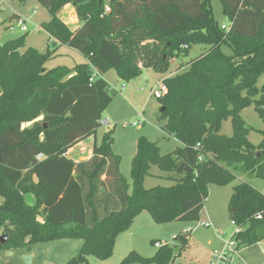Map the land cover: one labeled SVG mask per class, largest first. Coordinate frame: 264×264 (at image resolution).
<instances>
[{
	"label": "trees",
	"instance_id": "trees-1",
	"mask_svg": "<svg viewBox=\"0 0 264 264\" xmlns=\"http://www.w3.org/2000/svg\"><path fill=\"white\" fill-rule=\"evenodd\" d=\"M38 1L50 11L41 26L55 47H26V34L0 42V231L8 235L0 251L30 252L37 243L79 238L82 246L65 264H84L89 256L107 260L118 235L141 213L157 223L199 221L211 184L228 185L237 171L264 179V139L250 142L251 128L241 116L254 104L264 120V0H220L228 29L216 20L212 0ZM69 4L81 23L75 30L59 16ZM198 44L209 48L163 80L162 128L181 145L163 154L158 142L141 136L131 183L121 173L111 131L95 143L90 159L66 156L98 133L113 100L106 73L113 69L126 81L144 69L166 74L172 60ZM62 45L86 62L47 68ZM228 118L232 136L222 132ZM152 165L177 174L176 183L146 188ZM28 194L36 204L28 203ZM230 217L243 229L241 244L264 240V193L237 184ZM176 239L182 248L190 241L188 235ZM175 257L165 243L152 257L132 250L120 264H171Z\"/></svg>",
	"mask_w": 264,
	"mask_h": 264
},
{
	"label": "rangeland",
	"instance_id": "rangeland-1",
	"mask_svg": "<svg viewBox=\"0 0 264 264\" xmlns=\"http://www.w3.org/2000/svg\"><path fill=\"white\" fill-rule=\"evenodd\" d=\"M212 7L216 20L225 21L221 1L212 0ZM0 9V22L4 21L9 25L7 29L0 28V40L3 43L15 36L26 34V44L31 45V47L35 46L34 48L41 52L47 51L48 47L52 49L55 47L53 43H49L46 31L40 28L42 23L51 19V14L38 0H0ZM17 16L27 18V32L20 29ZM59 16L71 29L74 27L72 25L78 21L76 11L71 8L64 7ZM204 47L203 44L194 45L188 56L180 57L176 62L171 63L170 70L166 74L145 69L140 76L126 81L121 79L113 69L106 73V80L117 91L110 89L113 100L103 112V119L97 134L99 137H103L104 134L111 131L114 139L113 152L121 156V173L130 183L132 182L131 163L137 153L138 139L141 136L159 142L163 154L173 151L177 145V140L165 133L162 128L166 121L161 119L162 105L160 99L152 95V87L157 86L164 76L169 77L177 71L183 70L182 67L199 56ZM222 49L227 54L233 53L232 49L226 45ZM57 52L63 54L49 60L46 63L47 68L60 65L72 67L86 59L80 52L64 45L59 46ZM263 82L264 78L260 80L259 85ZM141 112L146 118L143 122H140ZM241 116L251 128L248 135L249 141L258 145L264 139L263 118L254 104L246 106L241 111ZM107 118L111 122L109 125L103 123ZM134 122H137L138 125L135 126ZM222 132L228 136L233 135L231 118L223 122ZM236 175V179L228 185H210L209 196L201 212L200 221L176 220L157 223L148 212H145L143 218L136 221L130 230L128 229L129 232L133 231L132 237L121 236L110 258L101 260L95 256H89L88 262L84 264H120L132 250L138 251L145 257H152L160 248L155 246V240H160L161 243H167L173 247L176 257L171 264H210L214 258L213 252L215 250L220 251L224 242L221 234L227 238L231 236L234 230L230 217V199L234 187L241 182H248L264 192V179L239 171L236 172ZM176 177H178L177 174L163 172L157 165H152L144 186L146 188L170 186L176 183ZM3 200L4 198L0 195V204ZM39 220L42 221V217ZM189 227L193 230L190 241L185 248H182L181 242L174 237L176 235L186 236V233L181 232ZM80 245L81 239L79 238H60L45 243H37L31 248L34 252V257L31 253L33 257L31 264H65L77 253L76 250ZM0 264H23L22 256L19 251L15 254L0 251ZM131 264L157 263L134 261ZM234 264H264V240L258 244L245 247Z\"/></svg>",
	"mask_w": 264,
	"mask_h": 264
},
{
	"label": "crops",
	"instance_id": "crops-1",
	"mask_svg": "<svg viewBox=\"0 0 264 264\" xmlns=\"http://www.w3.org/2000/svg\"><path fill=\"white\" fill-rule=\"evenodd\" d=\"M65 8H71V9H73V10H75L74 9V7L71 5V4H69V5H66L65 6ZM21 16H17V21H18V18H20ZM27 19V18H26ZM46 22H48V21H46ZM222 24H229L228 23V21H227V19L225 20V21H223V22H221ZM80 21H79V19H78V21H77V23L75 24V25H72V26H74L73 28H72V30H75V29H77L79 26H80ZM0 28H4V29H7V28H9V25L8 24H6L4 21L2 22H0ZM40 28H42V26L40 25ZM21 29V28H20ZM43 29V28H42ZM24 32V31H23ZM46 34L48 35V41L51 39V37H50V35L46 32ZM19 36H21V35H18V36H15V37H13V38H17V37H19ZM12 39V38H11ZM1 41V40H0ZM51 41V43H53L54 42V39H51L50 40ZM1 43H3L2 41H1ZM64 46H66V45H64ZM26 47H31V45L30 46H28L27 44H26ZM35 47V46H34ZM62 47V46H61ZM68 47V46H67ZM70 48V47H69ZM209 48V46L208 45H205V47H204V49L200 52V54H202V53H204L205 51H207V49ZM74 50V49H73ZM61 54H63V53H61ZM59 52H56V55L58 56V55H61ZM65 54H67V53H65ZM199 54V55H200ZM177 60L175 59V60H173L172 61V63H174V62H176ZM84 62H86V59H85V61ZM84 62H82V63H84ZM46 66V65H45ZM66 66V65H65ZM75 66V65H74ZM69 67H71V66H69ZM73 67V66H72ZM185 67H187V66H183L182 68L184 69ZM145 70V69H144ZM143 70V71H144ZM106 75V74H105ZM105 75L103 76L104 77V79H106V77H105ZM168 77V76H167ZM166 77L164 76L163 78H162V80H164ZM161 80V81H162ZM107 82H108V80H106ZM161 81H159V83L161 82ZM109 83V82H108ZM110 84V83H109ZM110 86H111V88H114L111 84H110ZM126 88V87H125ZM115 89V88H114ZM115 91H117L116 89H115ZM106 120H108L109 121V124L111 123L110 122V120L107 118ZM104 124H107V123H104ZM109 124H107V125H109ZM170 136V135H169ZM172 137H174V136H172ZM102 138L103 137H99L98 136V134L96 135V136H91V137H89V138H87V139H85V140H82V141H80L79 143H77L75 146H73L72 148H70L69 150H68V152L66 153V156L68 157V158H71V159H73L74 161H76V162H79V161H82V160H87V159H90L91 157H92V155H93V147H94V145H95V143L97 142V143H100L101 141H102ZM175 138V137H174ZM176 139V138H175ZM177 140V145H176V147L177 146H179V145H181V142L178 140V139H176ZM158 144H159V142H158ZM160 146V145H159ZM161 148V147H160ZM162 149V148H161ZM129 183H130V181H129ZM260 190V189H259ZM262 192H263V190H261ZM264 193V192H263ZM27 200L30 202V203H32V204H34L35 203V196L33 195V194H28L27 196ZM144 213L145 212H143V213H141L140 215H138L136 218H135V220H134V222H133V224H132V226L136 223V221H140L141 220V218H143L142 216H144ZM209 219V218H208ZM200 221V220H199ZM207 224L209 223V222H206ZM204 224V223H203ZM132 226L129 228V230L132 228ZM129 230H127V231H125V232H123V233H121V234H119L118 235V237H117V240H116V245L118 244V241H119V239H120V237L121 236H126L127 238H131L132 237V234H133V231H130L129 232ZM191 231H193L192 230V228H187L186 230H183V232H181V233H184V232H187V235H188V237L190 238V236H191ZM129 232V233H128ZM126 234H128V235H126ZM129 236V237H128ZM82 243H83V241L81 240V245L77 248V250H76V252H78V250L80 249V247L82 246ZM116 247V246H115ZM20 252V255L21 256H23V255H25V254H28V253H32L33 254V257H34V252H33V249H31V251L29 252V251H27V250H25V249H18V250H15V251H13V254H15V253H17V252Z\"/></svg>",
	"mask_w": 264,
	"mask_h": 264
},
{
	"label": "built area",
	"instance_id": "built-area-1",
	"mask_svg": "<svg viewBox=\"0 0 264 264\" xmlns=\"http://www.w3.org/2000/svg\"><path fill=\"white\" fill-rule=\"evenodd\" d=\"M1 10V9H0ZM107 11H109V8H107ZM27 19L26 18H18V25L20 26L21 30L24 32L28 31V26L26 24ZM228 25L227 24H223L222 28L223 29H228ZM97 72L95 70L94 75L91 77L90 81L93 82L96 78H97ZM125 86H123L124 88ZM110 89L115 90L114 88ZM152 95L157 98V99H162L163 97H165V95L168 93V87L165 84V82L162 80L157 86L152 87L151 90ZM141 116V121L143 122L146 120V118L144 117V114L141 112L140 113ZM103 123H107L109 124L108 120L103 121ZM134 125L137 126L138 123L134 122ZM39 159H42L44 157L43 154H39L37 156ZM258 217H261L260 215ZM232 225L234 226V230L231 234L230 237H223V234H221L222 239L224 240L221 250H215L213 252V260L210 262V264H234V262L236 261L237 257L241 256V253L243 252L244 248L247 247L243 244L240 243V241L238 240V235L242 232V228L238 226V224L234 221L231 220ZM187 234V232H184ZM177 235L174 237V239H176ZM163 245V243H161L160 240H157L155 242V246L156 247H161Z\"/></svg>",
	"mask_w": 264,
	"mask_h": 264
},
{
	"label": "water",
	"instance_id": "water-1",
	"mask_svg": "<svg viewBox=\"0 0 264 264\" xmlns=\"http://www.w3.org/2000/svg\"><path fill=\"white\" fill-rule=\"evenodd\" d=\"M163 110H164V108L161 109V111H163ZM45 126H47V125H45ZM28 203L29 204H32L29 201H28ZM34 204H36V198H35V203ZM34 204H32V205H34ZM7 239H8V235H0V243H5L7 241ZM8 254H13V251H8ZM32 258L33 257H32V254L31 253H28V254L23 255L22 256V262H23V264H31Z\"/></svg>",
	"mask_w": 264,
	"mask_h": 264
}]
</instances>
